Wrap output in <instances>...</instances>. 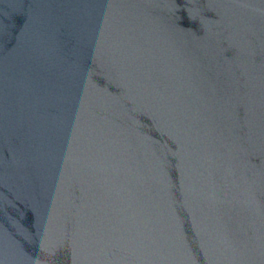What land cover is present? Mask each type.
<instances>
[{
    "label": "water",
    "instance_id": "water-1",
    "mask_svg": "<svg viewBox=\"0 0 264 264\" xmlns=\"http://www.w3.org/2000/svg\"><path fill=\"white\" fill-rule=\"evenodd\" d=\"M0 264H264V0H0Z\"/></svg>",
    "mask_w": 264,
    "mask_h": 264
}]
</instances>
